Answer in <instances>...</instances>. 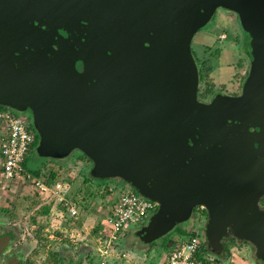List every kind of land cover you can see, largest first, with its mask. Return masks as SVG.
Masks as SVG:
<instances>
[{
	"label": "water",
	"instance_id": "water-1",
	"mask_svg": "<svg viewBox=\"0 0 264 264\" xmlns=\"http://www.w3.org/2000/svg\"><path fill=\"white\" fill-rule=\"evenodd\" d=\"M218 8L251 70L242 94L202 102L192 42ZM0 105L31 112L39 156L79 150L155 202L143 243L202 207L212 252L235 237L264 261V0H0Z\"/></svg>",
	"mask_w": 264,
	"mask_h": 264
},
{
	"label": "rangeland",
	"instance_id": "rangeland-1",
	"mask_svg": "<svg viewBox=\"0 0 264 264\" xmlns=\"http://www.w3.org/2000/svg\"><path fill=\"white\" fill-rule=\"evenodd\" d=\"M233 15L237 16L232 11L219 8L212 20L193 38L192 49L204 73L203 94L207 88H210L213 94L219 90L218 87L234 88L238 81H242L240 78L242 73L239 74L237 70L241 67V60L249 63L243 48V29L238 17L236 21L231 20ZM208 94L206 92L204 95ZM17 113L21 116H31L30 111ZM37 146L28 157V166L40 167L43 177L48 176L51 171L60 169L61 176L74 178L72 189L88 197L87 213L73 221L67 215L59 213L55 199H46L35 193V189L31 187V180L26 182L20 180L19 183L0 182V209L8 207L5 216L10 221H19L24 225L26 243L30 242L33 250L34 248L37 250L36 254H31L37 260V264L44 263L46 258L54 257V251L59 255L62 253L66 255L69 252L78 255L86 252L93 257L92 261L86 259L83 264H102L103 261L106 264H161L166 256L163 258L159 256L167 251L170 239H174L176 245L189 237L191 232H197L200 238L206 237L204 226L207 222V212L197 208L189 220L177 225L168 235L151 244L143 243L137 234L141 227L148 224L154 213L143 222L124 227L108 246L107 238H113L115 235L114 225L109 220L112 202L124 190H133L131 186L119 178L93 177L91 162L79 150H74L62 160H47L48 158L38 155ZM84 164L87 166L85 169ZM43 205H51L50 211L44 212ZM183 234L185 237L180 238ZM233 243L238 246L231 247ZM226 245L229 254L227 252L222 255L214 254L204 247L202 256L206 259L222 257L225 264H264V261L255 257L254 247L250 242H241L231 237ZM105 247L108 253L101 255L99 248ZM50 263L53 264V260H49L48 264Z\"/></svg>",
	"mask_w": 264,
	"mask_h": 264
},
{
	"label": "built area",
	"instance_id": "built-area-1",
	"mask_svg": "<svg viewBox=\"0 0 264 264\" xmlns=\"http://www.w3.org/2000/svg\"><path fill=\"white\" fill-rule=\"evenodd\" d=\"M0 122L3 127V135L0 138V154L2 157V172L0 182L32 181L36 192L46 199H55L59 213L67 215L70 219H79L84 215V207L88 201L84 197L76 200L73 197V179L61 177L55 182L48 183L40 177L33 178L26 173L24 161L34 143V135L30 131L27 122L22 116L13 110H1ZM82 195V194H81ZM52 197V198H50ZM158 209L155 202L147 199L132 190H124L109 210V220L114 225L115 235L108 237L107 245L115 240L116 235L129 224L143 222ZM99 248L101 255L108 250ZM102 264H106L105 261ZM161 264H225L217 259H206L202 256V244L197 236L180 241L169 251Z\"/></svg>",
	"mask_w": 264,
	"mask_h": 264
},
{
	"label": "flooded vegetation",
	"instance_id": "flooded-vegetation-1",
	"mask_svg": "<svg viewBox=\"0 0 264 264\" xmlns=\"http://www.w3.org/2000/svg\"><path fill=\"white\" fill-rule=\"evenodd\" d=\"M217 10H216V12H217ZM226 10H228V9H226ZM228 11H231V10H228ZM236 15H237L236 17L239 18L238 14H236ZM236 17L233 15V17H231V20L232 21H236L237 20ZM239 20H240V18H239ZM240 23H241V21H240ZM241 27L243 29L242 25H241ZM242 32H243V39H244L243 48H244V51H245V55L247 56V61H249V63L246 62V60H241V64H240L241 67L237 68V70H238V73L239 72L242 73V76L240 77V78H242V81L241 82L238 81L239 82L238 85H236L234 88H230L229 89V88H224V87H218L219 90L216 91L215 94H213V92L210 91V88H207V89H205V93L208 92L209 94L207 96H205L204 95L205 93L203 94V89H202V81H201V78H202L201 75L202 74L200 73V72H203V70L201 69V65H200V61H199L198 57L194 54V51H193L194 57L196 59V62H197L198 68H199V75H200V84H199V91H198V98H199L200 101H202V102H211L218 94L230 95V96H238V95L242 94V90H243L244 84H245V82H246V80H247V78L249 76L250 70H251L250 56L245 50V31H244V29H243ZM239 76L240 75H238V77ZM240 78H239V80H240ZM9 109L13 110L11 108H8V107L0 105V111L1 110H9ZM13 112L18 114L17 113L18 111L16 112L15 110H13ZM22 117L27 122L28 127H29L30 131L33 133L34 138H35L36 137V133L35 132H37V131H34L33 129L31 130V127L34 126L33 123H32V118H33L32 114H31V116L30 115H26V116L22 115ZM2 135H3V127H2V123L0 122V138L2 137ZM30 153H31V150L28 153L27 157H29ZM47 160H52V158H48ZM90 162L92 164L91 159H90ZM85 164H84V169L87 167V166L85 167ZM75 166H76V164H75ZM92 166H93V164H92ZM24 168H25L26 173L30 174L33 178L36 177V174L33 171L34 167L28 166V164H27V165H24ZM1 172H2V157H1V154H0V174H1ZM17 182L19 183V181H17ZM260 205L262 207H264V196L260 199ZM197 208H199L202 212H207L202 207H197ZM197 208H195V209L197 210ZM195 209H194V211H195ZM7 210H8V207H3L2 209H0V264H37L38 263L37 260L35 259L34 256H32V255L36 254L37 250L35 248L33 250V248L30 246V242L26 243L24 225L19 223V221H16V222L10 221L8 219V217L5 216ZM207 220H208V214H207ZM204 228H205V226H204ZM193 234L200 239L201 244H202V249L204 247H207V249L211 251V249L208 246V242H207L206 237L205 238L204 237L200 238V235L197 232L196 233L195 232H191V235L189 237L185 238V239L190 238L191 236H193ZM182 237H185V234L180 236V238H182ZM230 238L231 237H229L228 239L223 241L225 249L227 247V245L225 243ZM182 240H184V239H182ZM175 243L176 242H175L174 239H170V241L168 242L167 251H165L159 257L163 258L164 256H166L169 253V251L174 247ZM251 245L254 247V251H255V246L253 244H251ZM237 246L238 245H235V243H233V245H231V247H237ZM32 250H33V252H32ZM225 253H226V251H224V254ZM53 254H54V257L46 258L45 262L44 263H40V264H48L49 260H53V264H83V263L86 262V259H88L89 261L93 260V257L89 256V254H87L86 252L85 253L84 252L79 253L78 255H74L71 252H69L67 254L65 253L66 255H64L63 253L61 255H59V253H56V251H54ZM85 256H86V258H85ZM213 259L220 260V257H218V258L215 257ZM50 264H52V263H50Z\"/></svg>",
	"mask_w": 264,
	"mask_h": 264
},
{
	"label": "trees",
	"instance_id": "trees-1",
	"mask_svg": "<svg viewBox=\"0 0 264 264\" xmlns=\"http://www.w3.org/2000/svg\"><path fill=\"white\" fill-rule=\"evenodd\" d=\"M201 71V70H200ZM202 75H201V81H203V78H204V73L203 72H200ZM34 130V131H36L35 130V128H34V126H32L31 127V130ZM36 133V137H35V140H34V143L32 144V146H31V148H30V150H31V152H32V150L35 148V146H37V144H38V140H39V135L37 134V132H35ZM86 158L87 159H89L87 156H86ZM89 161H90V159H89ZM27 162H28V157H26V159H25V161H24V164L25 165H27ZM33 171H34V173L36 174V176L37 177H40V178H42L44 181H46V182H48V183H52V182H55L56 180H58V179H60L61 177H65V176H61V171H60V169L58 170V171H51L50 173H49V175L48 176H45V177H43L42 176V171H41V168L40 167H38V168H33ZM132 191H134V190H132ZM76 193H78V191L76 192ZM76 193H75V196H73V197H76ZM82 194V193H81ZM83 196H84V198L85 199H87L88 197H86V195L85 194H82ZM43 211L44 212H49L50 211V209H51V205H43ZM196 210V209H195ZM73 221H76L75 219H72ZM183 233H187V232H183ZM193 236H195L194 234H193ZM226 244V243H225ZM225 251L228 253V248L226 247V249H225ZM229 254V253H228ZM220 260H222V257H220Z\"/></svg>",
	"mask_w": 264,
	"mask_h": 264
},
{
	"label": "crops",
	"instance_id": "crops-1",
	"mask_svg": "<svg viewBox=\"0 0 264 264\" xmlns=\"http://www.w3.org/2000/svg\"><path fill=\"white\" fill-rule=\"evenodd\" d=\"M31 187L34 188L33 185H31ZM34 189H35V188H34ZM32 190H33V189H32ZM35 193H37L36 190H35ZM75 193H76V190L73 191V196H75ZM37 194H38V193H37ZM81 197H84V196L81 195V193H79V194L76 193V197H74V199H76V200L79 199V200H80ZM118 197H119V196H118ZM118 197H117V198H118ZM117 198H115V200H117ZM112 204H113V202H112ZM87 207H88V206H87ZM87 207H84V209H83V210L85 211V212H84V215H85V213H87V211H88V210H87ZM84 215H83V216H84ZM221 261H223V260H221ZM238 263H239V262H238Z\"/></svg>",
	"mask_w": 264,
	"mask_h": 264
}]
</instances>
